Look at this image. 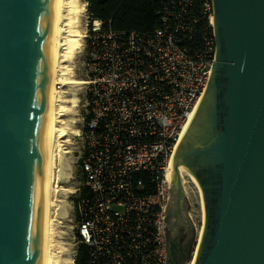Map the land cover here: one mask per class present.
Wrapping results in <instances>:
<instances>
[{"label": "water", "instance_id": "95a60500", "mask_svg": "<svg viewBox=\"0 0 264 264\" xmlns=\"http://www.w3.org/2000/svg\"><path fill=\"white\" fill-rule=\"evenodd\" d=\"M212 5L214 61L173 154L164 264L177 223L188 222L180 168L202 195L193 264H264V0ZM54 9L55 0H0V264H42L39 189Z\"/></svg>", "mask_w": 264, "mask_h": 264}, {"label": "built area", "instance_id": "2783aa9c", "mask_svg": "<svg viewBox=\"0 0 264 264\" xmlns=\"http://www.w3.org/2000/svg\"><path fill=\"white\" fill-rule=\"evenodd\" d=\"M146 31L86 35L85 123L74 190L86 264H164L170 160L215 54L212 0H162ZM84 190V191H83Z\"/></svg>", "mask_w": 264, "mask_h": 264}, {"label": "bare ground", "instance_id": "6f19581e", "mask_svg": "<svg viewBox=\"0 0 264 264\" xmlns=\"http://www.w3.org/2000/svg\"><path fill=\"white\" fill-rule=\"evenodd\" d=\"M83 4L86 6V2L82 3L81 0H55L51 34L50 72L47 87L48 97L45 111L47 134L43 147L41 168L42 181L39 189L40 257L42 264H63L61 258L62 256L60 257L59 255L61 246L59 247V244H57V233L55 230L56 226L61 224V216L59 217V215H61L60 211L62 212V210H60L62 208V204L61 201L58 200V193L62 190V187L58 183L60 176L62 177V170L64 169L62 167V154L66 152L62 144V138L65 135V129L62 126L65 125L64 117L70 114V106L65 105V102L67 101L64 99L63 87L84 84L86 81L81 79L75 80V72L72 67L68 68L66 70L67 72H63L61 69V61L63 51L67 54V60L71 61L73 58V45L79 34V24L84 9ZM66 37H69L68 41H71V43L67 42ZM77 96L78 95L74 92L72 93V96L68 101L71 103V106L75 105L77 100H79ZM197 105L194 107L189 115L188 121L183 126L180 139L189 125ZM172 161L173 156L170 160V168L167 174L169 180ZM178 171L181 175V182L185 191L186 177L190 178L197 186L202 205V226L196 234V246L192 253V257L187 262V264H193L203 230L204 211L202 195L200 188L191 173L184 168H180Z\"/></svg>", "mask_w": 264, "mask_h": 264}, {"label": "rangeland", "instance_id": "374dc122", "mask_svg": "<svg viewBox=\"0 0 264 264\" xmlns=\"http://www.w3.org/2000/svg\"><path fill=\"white\" fill-rule=\"evenodd\" d=\"M81 2L84 3V0H81ZM83 7L84 9L78 30L79 34L73 45V58L71 61L67 60V54L63 51L61 69L65 72L68 68L72 67L75 72L74 79L86 81L83 62L86 57V35L90 29L92 20L89 19L86 6H84V4ZM68 38L69 37H66L67 42L71 43V41H68ZM85 84L86 83L71 87H63L64 99L67 101L65 102V105L70 106V114L64 117L65 125L62 126L65 129L62 144L66 152L63 153L64 155L62 154V167L64 169L62 168V177L60 176L58 183L62 187V190L58 193V200L61 201L63 209H60L62 212L60 211L61 215H59V217L61 216V224L57 225L55 228L57 233L56 241L57 244H59V247L61 246L59 255L60 257L62 256L61 258L63 264H75L74 258L79 245V240L76 236V220L73 209L75 194H73V192L81 184V173L78 166V156L81 151V139L75 135H78L79 129L83 127L86 120L87 103ZM73 92L78 95L77 98L79 100H77L75 105L71 106V103L68 101L70 100ZM185 186L186 191L184 190V192L189 204L188 209L191 220L194 223V236L190 243L188 254L189 259H191L196 246V234L202 226V205L198 194V188L190 178L186 177Z\"/></svg>", "mask_w": 264, "mask_h": 264}, {"label": "trees", "instance_id": "16d2710c", "mask_svg": "<svg viewBox=\"0 0 264 264\" xmlns=\"http://www.w3.org/2000/svg\"><path fill=\"white\" fill-rule=\"evenodd\" d=\"M162 0H84L90 20L103 22L102 29L151 30L159 24L156 15ZM83 178H81L82 180ZM84 191V190H83ZM87 247L79 242L75 264H86Z\"/></svg>", "mask_w": 264, "mask_h": 264}, {"label": "flooded vegetation", "instance_id": "af4514ba", "mask_svg": "<svg viewBox=\"0 0 264 264\" xmlns=\"http://www.w3.org/2000/svg\"><path fill=\"white\" fill-rule=\"evenodd\" d=\"M188 222L180 220L175 228L173 236L168 239L167 264H184L189 250L191 235V220L189 209H187ZM190 223V224H189Z\"/></svg>", "mask_w": 264, "mask_h": 264}]
</instances>
